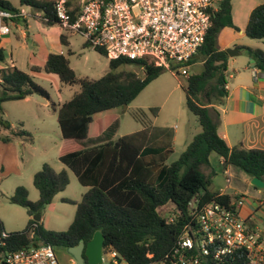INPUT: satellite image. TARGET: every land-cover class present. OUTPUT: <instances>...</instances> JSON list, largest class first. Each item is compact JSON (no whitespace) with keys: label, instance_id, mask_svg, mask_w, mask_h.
<instances>
[{"label":"trees","instance_id":"16d2710c","mask_svg":"<svg viewBox=\"0 0 264 264\" xmlns=\"http://www.w3.org/2000/svg\"><path fill=\"white\" fill-rule=\"evenodd\" d=\"M233 1L222 0L212 19L203 46L189 63H202L203 70L187 79V109L196 117L201 132L197 134L179 159L166 165L173 153L174 130L157 128L149 114L143 110L133 112V118L143 130L102 144L86 146L97 140L117 119L118 109L129 107L139 94L165 69L146 65L144 77L122 67L141 68V61L109 58L104 50L97 53L109 59V70L98 80L82 78L72 69L68 57L51 53L44 67H32L35 73L57 75L65 86H78L80 91L64 104L56 107L49 92L28 73L17 68L0 69V124L10 135L2 137L4 143L19 139L32 143V136L23 129V123L12 129L2 117V104L23 101L39 96L50 102L57 114V122L64 145L59 161L71 170L81 186L87 188L79 203L63 200L77 206L75 218L67 231L47 230L42 221L34 218L50 205L54 198L70 184L67 171L56 172L44 164L34 175L33 185L39 200L31 202L25 187H18L9 198L12 205L27 211L31 218L22 232L10 233L3 239L4 224L0 219V254L15 252L33 244L51 245L54 249L68 250L81 242H89L96 232L105 237L104 254H115L117 264H163L175 245L184 226L191 220L189 204L195 201L199 209L210 202L230 204L234 199L211 189L216 173L210 156L223 158L225 167H233L250 178L264 181V151L231 148L219 133V112L228 96L227 70L229 55L219 48V37L227 28L239 31L233 22ZM22 6L44 13L48 26L59 25L54 15V2L20 0ZM2 9L13 13L20 10L9 1H0ZM71 17L76 18L80 6L68 0ZM15 21L21 22L16 19ZM245 35L264 42V4L251 12ZM61 43L68 46L65 36ZM253 60L256 68L264 72V52L249 47H236ZM69 55H71L69 53ZM5 61L0 46V63ZM153 116L158 110L152 109ZM203 169L211 172L205 173ZM169 205L175 207L172 223L161 214ZM33 232V235L31 233Z\"/></svg>","mask_w":264,"mask_h":264},{"label":"built area","instance_id":"2783aa9c","mask_svg":"<svg viewBox=\"0 0 264 264\" xmlns=\"http://www.w3.org/2000/svg\"><path fill=\"white\" fill-rule=\"evenodd\" d=\"M221 2L81 0L75 19L68 0L55 1L53 9L58 26L80 36L88 49L104 50L109 58L141 61V69L152 65L189 78V63L203 46ZM26 17L23 10L13 13L0 7V37L8 34L7 20L15 24L16 19ZM227 182L231 183L230 176ZM244 202L245 198L239 196L230 204L213 201L200 209L195 201L190 202L191 220L163 264H264V233L240 215ZM8 236L2 233L3 239ZM0 264L61 263L51 245L33 244L0 254Z\"/></svg>","mask_w":264,"mask_h":264},{"label":"rangeland","instance_id":"374dc122","mask_svg":"<svg viewBox=\"0 0 264 264\" xmlns=\"http://www.w3.org/2000/svg\"><path fill=\"white\" fill-rule=\"evenodd\" d=\"M7 1L11 2L14 7L20 10V12L24 10L27 13V18H21V22L18 24H13V20H7L8 34L4 37H0V46L5 50L9 57L11 56L16 63H18L19 67L25 68V63L29 61L30 54L39 56V49L43 45L51 44L49 32L54 34L59 32V28L57 25H46L42 20L43 13L40 10L22 6L20 0ZM38 1L55 2L57 0ZM73 2L75 6H80L81 0H73ZM26 19L28 20L30 27L29 31L25 27L24 21ZM62 31L63 33H66L64 30ZM28 32L31 38L25 39L23 33L27 34ZM232 34V30H227L221 33L219 37L220 44L218 43L219 47H221V45L224 44V40H227ZM71 42V47L64 48V54L70 59L72 67H74V71L78 76L89 78L91 80H98L107 73L109 70V62L107 58L95 51L87 49L86 47L84 48L83 40L79 36L72 37ZM257 42L258 41L248 37L236 40L237 44L244 45L245 47H251L250 45L258 44ZM230 46L231 47L228 49H233L235 47L233 44ZM69 51L72 53L71 55L68 54ZM238 58H240V62H245L249 57L244 51H242ZM194 64L189 68V77L198 74L203 70V65H196L193 67ZM122 69L132 70L141 77H144V71L141 68H120V70ZM228 73L230 75L233 72L229 70ZM187 79L188 78L182 76L180 72L165 71L139 94L127 110H124L123 108L118 109L116 122L99 139L88 142L86 146L90 147L108 141H116L121 137L139 132L142 129V126L132 116L133 112L137 110L147 112L153 122V126L157 128H169L171 126L181 130L189 128L194 121L199 125L196 117H194L187 109ZM227 79L229 82L231 81L229 78ZM37 81L51 94L53 102H55L56 105H62L71 100L74 95L80 91L78 86H65L62 84L61 89H58L56 84L50 79H38ZM34 98L35 99L32 101L3 103L2 117L5 121L11 124V126H14V128H18L19 125L23 123V129L29 132L33 138L32 143L24 141L27 146L26 149H24L23 146H19L20 157L26 162L23 167L24 175L21 186L28 190L29 200L31 202H37L39 200V192L29 178L28 168L33 169L34 167V169H36L35 171L38 172L44 164H49L57 172L62 171V168L67 171L70 178V184L65 191L59 193L54 198L53 202L45 208L41 218L42 224L47 230L64 232L67 231L72 224L77 206L70 203H64L63 200H70L79 203L82 201L87 189L80 185L76 175L58 159L61 131L57 122V114H54L52 107H44L46 99L39 96H34ZM152 109L158 110L156 117L152 115ZM1 135H5V129L0 124V142H3ZM8 135H10V133H8ZM183 147L184 145L181 141V137H179L176 143V148L170 155L166 165H171L179 159L180 155L184 152ZM2 159L4 158H0V182L8 176L10 177L5 183L16 181V177L13 176L14 174L10 173L13 169H8ZM213 161L215 162V158ZM59 167L61 168L59 169ZM216 169L220 170L219 167ZM206 170L207 169H203V172H206ZM221 174L222 173H219L217 170L216 175L218 176V180L223 178ZM27 179H29V184H26ZM211 189H215L214 181L212 182ZM11 196H9V198ZM5 197L8 196L6 195ZM5 197H2L0 193V219L4 224L5 232L10 234L24 231L31 218L25 209L12 205L9 202V198L7 199ZM161 214L168 218V220L175 219V207L169 205L161 210ZM55 251L61 264L63 262L62 260L69 257L70 254L68 250L62 247L56 248ZM104 264H117V261L111 254H104Z\"/></svg>","mask_w":264,"mask_h":264},{"label":"crops","instance_id":"0c3cea01","mask_svg":"<svg viewBox=\"0 0 264 264\" xmlns=\"http://www.w3.org/2000/svg\"><path fill=\"white\" fill-rule=\"evenodd\" d=\"M260 4H264V0H234L233 1V22L235 26L239 28V31L237 32L231 28H227L222 31L223 33L227 30H232L233 34L229 36L227 40H224V44H222L221 47H219L221 50L226 51V49L231 47L230 45L232 44L235 46L234 48H236L237 46L238 47L244 46L237 44L236 40L239 38L242 39L244 37H247L245 35V29L247 27L251 12L254 10L255 7H257ZM18 23L20 22L15 21V24ZM24 23L26 29L29 31L30 27L28 24V20L26 19ZM58 28H59V32H56L54 34L52 32H49V36L51 38V44L43 45L39 49L40 51L39 56L30 54L29 61L25 63V68L19 67L18 63H16V61L11 56L9 57L4 50L6 61H4L5 63H0V69L17 68L20 71H23L33 76L34 80L37 83H38L37 81L38 79H50L56 84L58 89H61L62 85L57 75L45 74V72L35 73L31 70V68L35 66L44 67L51 53L65 55L64 48L71 47L72 37H75L77 35L63 33V31L59 26ZM61 36H65L66 41L68 42V46H64L61 43ZM23 37L25 39L31 38L29 32L27 34L23 33ZM255 41H258L257 42L258 44L250 45L251 47L249 48L259 49L261 51L263 50L264 52V42L259 40H255ZM219 42H220V38H219ZM83 47L87 48L84 40H83ZM239 51L240 53L238 56L229 57L228 70L226 74H227V78H229L231 81L229 82L227 79L226 85L228 87L227 89L228 96L226 97L223 105L216 107L220 115L219 133L222 136V138L227 141L228 145L231 148L241 147L247 150L264 151V72L259 71L256 68L253 60H251L250 58H248V60H246L245 62H240L239 60L240 58L238 57L241 55L242 51L241 50ZM69 53L72 54L70 51L68 52V54ZM196 65H202V64L197 63L194 64L193 67ZM72 69L75 70L74 67H72ZM229 70L233 72L230 75L228 73ZM33 99H35L34 96H31L23 101H32ZM51 100L53 102L52 97ZM53 103L56 105L55 102ZM60 105L61 104L56 105V107L58 108V106ZM49 106H50V102L46 100L44 107L49 108ZM54 114L56 113L54 112ZM11 127L12 129H16L14 128V126ZM169 128L173 129L175 134L173 150L176 148V143L179 137H181V141L184 145L183 150L185 151V149L190 144L192 139L201 132L200 125H197L195 121L189 128H184L181 130L179 128H173L171 126ZM142 130L143 127L140 131ZM8 133H10L9 130L5 129V135H1V136L7 137L9 136ZM59 144L58 145L60 152L61 148L64 145L62 136ZM19 146H23L24 149L27 148L24 141L19 139L18 140L12 139L10 143L0 142V158H4L2 160L5 162L7 168L13 169L10 171V173H13L14 174L13 176L16 177V181L13 182L5 183L10 176H8L5 179H2V182H0V193L2 197H5L7 195L8 197H5L7 199L9 198V196H11L14 193L16 188L20 187L22 184V179L24 175L23 167L25 166L26 162L23 158L20 157ZM214 158H215V162L213 161ZM210 163L215 173L217 174V170H218L219 173L220 172L222 173L221 175L223 177L221 180H218L217 175L216 177H214L213 179V181L215 182L214 191L219 192L221 195H227L233 197L234 199H237L239 196L240 197L243 196L245 198V202L244 205L240 208V215L242 216L243 219L247 220L248 224H250L251 227L255 229H260L264 233V189H259L252 186L251 185L252 178H250L243 172H240L234 169L233 167H225L223 164V158L217 155L216 153L211 154ZM215 166L219 167L220 170L216 169L217 167ZM60 168L61 167H59V169ZM35 170L36 169H34V167L33 169L28 168L29 178L32 180V182L34 175L37 173V171ZM63 170L65 169L62 168V171ZM209 172H211L210 169ZM209 172L208 170H206L205 173H209ZM229 176L231 183L228 184L227 178ZM28 182L29 179H27L26 184H29ZM111 255L114 257V254Z\"/></svg>","mask_w":264,"mask_h":264},{"label":"water","instance_id":"95a60500","mask_svg":"<svg viewBox=\"0 0 264 264\" xmlns=\"http://www.w3.org/2000/svg\"><path fill=\"white\" fill-rule=\"evenodd\" d=\"M226 53L229 57L238 56L240 51L236 48L226 49ZM127 110L128 107L123 108ZM251 185L264 189V181L259 178H252ZM36 221H41V216L37 215L34 218ZM105 237L101 232H96L93 238L87 242H81L78 246L71 247L68 249V252L77 260L78 264H85V257L87 258L88 264H104V246Z\"/></svg>","mask_w":264,"mask_h":264},{"label":"flooded vegetation","instance_id":"af4514ba","mask_svg":"<svg viewBox=\"0 0 264 264\" xmlns=\"http://www.w3.org/2000/svg\"><path fill=\"white\" fill-rule=\"evenodd\" d=\"M84 258H85V264H88L85 255ZM62 261H63L62 264H78L77 260L71 254H69V257L64 258Z\"/></svg>","mask_w":264,"mask_h":264}]
</instances>
